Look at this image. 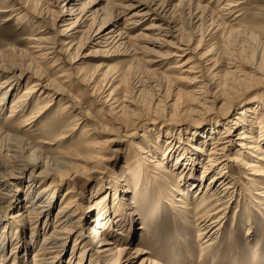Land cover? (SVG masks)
<instances>
[{
	"label": "bare ground",
	"instance_id": "bare-ground-1",
	"mask_svg": "<svg viewBox=\"0 0 264 264\" xmlns=\"http://www.w3.org/2000/svg\"><path fill=\"white\" fill-rule=\"evenodd\" d=\"M33 1L34 0L17 1L13 4L15 7L13 6L14 8H12L19 9V11L22 12L18 14V17L26 13L36 15L29 11L28 8L29 3ZM49 4L57 6L58 8L56 7L57 9L53 13L50 8L42 9L45 10L44 16L46 17L41 19L44 23V28L38 32L32 33L29 37L30 44L28 47L31 49L29 51L31 53L28 66L30 68L26 67V70H20V73L17 74V77L26 76L29 80L32 79V81L26 83V87L22 94L11 102V105L14 106H12L13 109H11V112L7 116V118H10V121L6 127L3 126L4 129L0 128L2 130H0V141L4 139L8 145L5 149V153L2 154V156L6 158L5 162L0 163V211L4 208L3 203L8 197H11V201L14 205L12 206L10 201L6 205L8 208L12 207L13 210H18L20 204L18 202H26V209L22 213H16L19 224L24 226V220L19 219L20 217L32 219V221L35 222L41 215L45 216L44 222L46 224L48 222L46 218L50 208L53 206L51 201L56 196L58 188L68 182L74 184L68 185L62 192L60 198L63 199V203L55 211L52 224L53 228L50 231L43 232V239L39 247L32 252V264H43L47 261H49L48 264L54 263L60 252V246L64 244L63 241L60 240L68 238L77 231L78 226L81 231L74 235L72 246H77L78 248L79 244L85 242V245L81 246V254L79 256L81 258L84 253L91 256L89 258L91 264H97L95 260L97 256H100L102 260L110 262L111 264H159V262L150 255L149 250L145 249L146 247L144 248L141 244L137 243L134 245L130 244L136 241H144L146 235V230L142 229V225H138L137 227L134 225L139 212L136 211L131 198L132 193L134 195V193L143 192L146 189L161 192V189H164V184H166L167 181L170 182L169 177L176 174L177 179L175 178L172 180L174 186L170 185V188L173 189L170 195H174L175 198L174 200L171 199L172 203H170V199L167 201L169 205H173L171 212L175 214L186 213L190 208L186 203L190 190H196L202 183L204 177H206L207 180L204 189H202L205 195L198 200L191 212V221H194L195 227H197L196 239L201 240L198 259H200L199 257L201 254L205 255L207 249L212 250L214 243L220 239L224 233L223 227L228 220L227 208L230 209L233 207L235 210H240V206L243 204V211L245 210L246 212H242L243 215H241V217L243 218L250 217V214L253 212H264V146L262 145L264 143V95L256 96L255 98L251 96L255 88L252 86L254 79L243 70H239L240 62L235 57H227L228 68L220 75L216 71L213 72L212 65H210H215L216 59L207 58V63L206 61L202 63L201 59L204 58V56L200 59L194 54L190 38L183 40L181 36H178L181 26L178 22V17L182 14H186L187 19L192 25L200 26L208 22L210 31L214 27H216V30L221 28L226 36L230 35L234 30L237 32L243 31V27H246V25L244 23L241 24L242 20L239 18V13H235L236 9L234 10L232 8L238 5L237 3L222 2L221 6L214 7L206 0H177L174 5L170 6L171 2H168V0L158 3L156 0H150L149 3L137 0L123 5L114 13L108 14V17H99V13L95 11L97 7L93 8V6L96 5L93 0L89 1L88 4H83L81 0H49ZM131 7H135V9L130 11ZM176 7L178 9H176ZM3 9L7 8H2V11H5ZM176 15L178 16L177 18ZM183 16L184 15H182V17ZM146 21L149 22L147 25H144ZM107 22L109 23L107 24ZM136 29L139 30L133 33L132 30ZM208 30L206 31L208 32ZM212 32L214 31L212 30ZM77 33H80L78 37ZM83 36L85 40L82 42ZM198 36H201L199 39L200 42L201 38L204 36V31H201ZM169 38L174 39L173 44H171L172 39L170 40ZM141 39L162 45H173V49H171L170 53L166 56H171L173 61L167 62L166 67L163 68L165 72L159 69L161 68L160 65H158L161 62V56H159V59L156 57L143 58L147 63L152 65L156 64L157 66L153 68L156 71H154L160 73L165 79L166 76H168L172 79V82L175 81L176 83L181 82L185 84V88L187 89L178 88L175 91L177 94H173L175 96H171L170 100H168L169 98L167 99L169 103L166 104V106L169 105L170 110L178 109L181 113L190 115L189 117H195L201 113L202 116L197 120L188 123V125L197 126L196 128L191 130L183 129L186 120H176L175 117H165L163 121L164 124L169 126L173 125V127L176 125L178 129H170V127L162 128V132L165 133V140H163L165 146L157 148L160 152V155H158L140 140L148 129L141 126V124H137L140 121L139 119L134 121L136 123L133 126L132 124L134 122L130 125H126L124 121H121L122 126L119 127L120 131L108 129V133L104 135L103 138L95 140L83 138L85 142L82 146V152L79 155L72 154L70 156L72 159L80 160L82 164V166L80 164V167H75L74 171L66 166L67 163L62 158L64 157V151L62 150H57L59 154L52 159L54 160L53 164L56 166L54 168H46L43 167V165L39 166L41 164L40 155L42 154L38 155L32 161L24 163L14 162L13 160L17 161L16 158L14 159L11 157L9 159V155L16 156L14 153L22 148L15 149L11 146L22 144V146L25 147L24 142L27 141L23 137L18 136V134L16 135V133L18 131H23V134H27L31 131L30 129L34 126V123L43 113L48 112L51 107L50 101L52 99L39 104L38 101L40 98L37 96V99H35L33 105H31V110L26 114V109L28 107L26 101L30 99V95L39 92L42 95L41 98L46 96L52 98L53 94L57 93V95L53 97L55 99L60 95H64L62 94L63 87L59 83H66L69 81L68 79L74 71L72 68H75V70L77 69L76 65L72 63L75 60H68L69 68L62 67L55 76L57 80H54L53 78L45 77L42 68L37 62L51 60L49 67H59L61 61H66L63 57L64 54L70 50H76L79 45L83 43L95 46L97 49L129 44L133 45L132 47L135 50H142L145 46L136 43L137 40ZM33 63L35 64L34 67L31 66ZM22 64L24 65V63ZM25 66H27V64ZM9 69L10 68H7V70ZM254 72L259 74V76L255 74L254 78H257L258 82L261 80L264 82V70L255 68ZM12 75H14V72ZM10 81L9 77L0 81V83H2V86H0L2 87L1 90L3 89L0 95L1 109L5 103V95H7L6 98L8 99L10 96L14 95L13 93H15L16 90V88L12 87ZM67 85H70V83L67 82ZM115 88L116 87H114L111 92H108V96L102 95L100 98L103 99V102L113 99L110 105L116 102V105L112 107H119L118 110L122 113L125 110V105L118 101V97L113 94L111 95ZM95 91H97V89L93 87L91 93ZM224 93H226V98L221 99ZM182 96L184 98L188 97L190 107H186L184 104L178 102ZM249 96L252 98L247 101ZM229 98H231L230 104L228 103ZM243 98L245 99L242 102L246 103L236 109L235 112H231L233 111L230 110L232 104ZM64 101L61 107L64 112L67 113L77 110L78 115H81V117L79 118L74 115L76 118L72 119L71 123H67L65 127L59 130L57 135L52 134V136H49L43 143L52 145L57 142L59 145L63 140L72 135L76 129L83 126L84 130H81V136L89 135L86 134L89 130L91 131V136L100 132L97 127L99 125L95 119L89 117L86 111L79 106V103L82 102L74 99V97ZM218 101L221 102L217 109L220 110L221 108L223 111L212 112L217 115L218 119H215V121L211 123L214 127H211L212 129L207 131L205 126L201 127L199 124L206 121V118L212 114H207L205 112L206 109L215 106ZM16 111L17 114H14ZM14 115L15 117H13ZM81 118L82 120H80ZM89 121L92 122V124H87ZM119 122L120 121H116L117 124ZM227 122L231 123V125H228ZM57 126L58 124L48 125L45 133L54 132L58 128ZM100 127L101 129H107L106 125H101ZM181 127L182 129H180ZM236 127L240 129L238 132L239 135L236 137L237 141L233 140L234 131L232 130V128ZM42 128L44 127L42 126ZM138 129H140V132L137 131ZM214 131H216L215 134ZM38 135H43V133ZM157 135L159 136V132ZM208 137H210L211 140L208 143L209 146L207 150H204V145ZM128 138H130V147L132 151L141 154L144 158L143 163L145 164L136 160H128V158L124 156L121 163L118 164L113 162L116 153L117 155L123 153L122 146H124V144L122 142L118 143V139ZM33 142L34 144L37 143V146H41L38 145V143L42 144L39 140H34ZM30 143L31 141H27L26 146L28 147ZM198 147H201L199 151L203 152L207 158V166L204 165L203 170H201L202 172L205 171L203 176L202 174H196L193 169L196 164L198 154H196V148ZM10 150L12 154L8 153ZM34 150L38 153L41 151L39 147H35ZM170 156L173 157L175 161L173 167L170 166V164L168 165ZM108 163L112 164L106 167L109 168L108 170L110 172L106 181L111 182L103 180L99 185L100 188L105 187V189L101 188V191L100 189L96 191L95 189L97 187L90 188L85 190L88 191L87 195H85V191L82 189L76 190L75 182L79 176L84 174L90 175V173L97 171V166L101 164L107 166ZM31 165L33 168L30 171L31 178L29 180L30 182L27 184L28 187H33L42 181L44 182L43 186L37 190L38 196L36 200L33 199V197H28L27 189L24 191V195L18 199L19 184L13 185L14 187L12 189H1V187H3L2 185H4L2 184L3 180L18 179L25 170L29 169L28 166ZM208 165L211 168L209 167L208 169ZM37 166L42 168L34 174V168ZM120 168L126 169V172L128 168L131 169L130 176L134 174L131 177V181L128 179L129 177L122 178L124 174H122L123 169ZM1 169H3L4 174ZM233 170L234 173H231ZM147 171H151L148 177H146ZM242 174L244 176H241ZM36 177L37 179H35ZM100 178L102 177L100 176ZM73 193H77L79 197L84 198L85 205H81V208L79 202H75L76 199ZM44 195L46 198L42 200ZM109 200H111L110 204ZM31 201L32 203L30 204ZM150 201L152 200L150 199ZM160 204L161 202H159V206ZM92 211H94L93 214ZM232 215H235V211ZM82 217H85V223L88 224L86 234L82 231L84 228L79 224ZM4 220H6V218L2 217V214H0V223ZM31 223L32 222L29 224ZM45 224H43V226ZM114 226H116V228ZM109 227L111 230L106 231L105 235H103V231L105 229L107 230ZM125 229L128 231V242H123L112 234V230L117 231V233H123ZM42 230H44V228H42ZM244 230L246 232L245 247L252 246V243L255 242V237L250 238L252 232L250 225H247ZM4 231L6 230H4L3 227L0 234L2 235V241H4L5 237ZM17 232L18 229H15L13 233H10L12 237L8 241H14L10 243L12 245L20 242V237L16 235ZM33 233L34 230L31 229L29 240H25V243L21 240L20 246H22V244L24 245V251H27V249L31 247L30 245L32 244V238L34 236ZM7 236L9 237V235ZM90 237L94 239L91 241ZM90 243L93 245V252H90L91 249L87 246ZM20 248L21 247H19V249ZM11 252H14V250H11ZM146 252L147 254H145ZM215 254L217 253L211 251L209 255L214 257L213 255ZM249 261H251L252 264H257L256 261H258V259L254 261L251 257ZM0 264H3L1 255Z\"/></svg>",
	"mask_w": 264,
	"mask_h": 264
},
{
	"label": "rangeland",
	"instance_id": "rangeland-1",
	"mask_svg": "<svg viewBox=\"0 0 264 264\" xmlns=\"http://www.w3.org/2000/svg\"><path fill=\"white\" fill-rule=\"evenodd\" d=\"M17 1H26V0H0V8H1L0 9V81L9 77V79L11 80L10 82L12 87L16 88L15 93H13L14 94L13 96H10L7 99L6 98L7 95H5L4 98L5 103L3 104L2 109L0 107V128L2 129H4L3 126L6 127V125L10 121V118H7V116L11 112V109H13L12 106H14L11 105V102L17 96L22 94L23 90L26 87V83L32 81V79L29 80L26 76L17 77V74L20 73L19 72L20 70H26V67L30 68L28 66L29 65L28 62L30 58L29 56L31 53L29 52L31 49L28 47L30 44L29 37L32 33L38 32L39 30H42L44 28L43 27L44 23L41 19L46 17L44 16L45 10L42 9L50 8L52 9V13H53L58 8L57 6H53L49 4V0H34L33 2L29 3L28 8L29 11L33 12L36 15H33L31 13H26L18 17V14H21L22 12H20L19 9H13L15 7V5L13 4ZM81 1H83V4H88L89 1L91 0H81ZM135 1L137 0H95V1L93 0V2L96 3V5H94L93 8L97 7L95 11L99 13V17H108L109 16L108 14L114 13L123 5ZM140 1L145 3L150 2V0H140ZM156 1L158 3L166 0H156ZM169 1L171 2L170 6L174 5L177 2V0H168V2ZM206 1L214 7L221 6L222 2L237 3L238 5L232 8L234 10L236 9L235 13H239L240 16L239 18H241L242 20L241 24L244 23L246 27L241 26L244 28L243 31L237 32L236 30H234L230 35L226 36V34L222 32L223 29L221 28L216 30V27H214L210 31L208 22H205L203 25L200 26L192 25L187 19L186 14H182L184 15L183 17L185 18H183L182 15H179V17L176 15V18L178 17V22L181 25L178 36L179 37L181 36L183 40L190 38L191 47L194 54L200 59L204 56V58L201 59L202 63H204L205 61L207 63L206 60L207 58L216 59L217 64L215 63V65L213 64L210 65H212L213 72L216 71L220 75L228 68L227 57H231V56L235 57L240 62L239 70L240 71L243 70L247 75H249L254 79L252 82V86L253 88L254 87L255 88H254V93H252L251 96H254L253 98H255L256 96H263L264 82L263 80L258 82L257 78L256 79L254 78L255 74L259 76L258 73L254 72V69L261 68L264 70V0H242V1L241 0H206ZM2 8H7V9H3L5 11H2ZM134 9L135 7H131L130 11H133ZM176 9L178 8L176 7ZM148 22L149 21H146L144 25L145 24L147 25ZM182 22L184 25L182 24ZM108 23L109 22H107V24ZM138 30L139 29L132 30V32L134 33ZM206 30H208V32ZM212 30L214 32H212ZM199 31L200 32L204 31V36L203 38H201L200 42L199 39L201 36H198L200 34ZM79 35L80 33H77V37ZM82 38L83 39L81 40L80 37V40L83 42L85 38L84 36ZM169 39L170 40L172 39L171 44H173L174 39L173 38H169ZM136 43H138V45L145 46V48H143L144 50L143 49L142 50L139 49L140 51L135 50L132 47L133 45H129V44L127 45L124 44L123 46L114 45L107 48L97 49V47L95 46H91L89 44L83 43L79 45V47L76 50L73 51L70 50L69 52L64 54L63 57L64 60L66 61H61L59 67L57 66L58 68L49 67L51 60L37 62L42 68L45 77L53 78L54 80H57L55 76L59 73V70L62 67L69 68L68 62L70 60H75L72 63L76 65L77 69L75 70V68H72L74 71L71 73L68 79L69 81H67L70 83V85H67V82L66 83L58 82L63 87L62 94L64 95H60L56 99L53 97L57 95V93H54L52 98L49 96L41 98L42 95L39 92L30 95V99L26 101V103H28L26 114L31 110L32 108L31 105H33L34 100L37 99V96H39L40 98L38 101L39 104L43 102H47L49 99H52L50 101L51 107L49 108L48 112L42 114V116L34 123V126L30 129L31 131H29L28 133L26 132L27 134H23V131L22 132L18 131L16 133V135L18 134V136L23 137L28 142L31 141V143L28 145V147L26 146L27 141L24 142L25 147L22 146V144H17L18 145V146L16 145L17 147L11 146L14 147L15 149L16 148L20 149V147H22L23 149L21 148V150L14 153L16 156L9 155L10 156V157L8 156L9 159L11 157L14 159L16 158L18 162L13 160L14 162L24 163L27 161L28 162L32 161L38 155L42 154L40 155L41 164L39 166L43 165V167L46 168H54L56 166L53 164L54 160L52 159L53 157H56L59 154L57 150H62L64 151L63 154L64 157L62 158L63 160L66 161L67 163L66 166L69 167V169H72V171H74L75 167H80L81 161L72 159L70 156L72 154L79 155L82 152V146L85 142V139L83 138H89L95 140V139L103 138V136L106 135L109 130L120 131L119 127L122 126L121 121H124L126 125H130L132 122L139 119L140 121L137 124L138 125L141 124V126L148 129V131H146V134H144L145 137L142 136L140 140L143 142L144 145L149 146L152 149V151L156 152L158 155H160V152L157 150V148L158 147L162 148L165 146L163 142V140H165V133L162 132V128L170 127V129H174V128L178 129L176 125H174L173 127V125L169 126L167 124H164L163 121L165 117L166 118L175 117L176 120L179 119L186 120V122L184 123L185 127L183 126L184 127L183 129L191 130L193 128H196L197 126L188 125V123L197 120L200 116H202L201 113L198 114V116L189 117L190 115L181 113L180 110L178 109L170 110L169 109L170 106L169 105L166 106V104L169 103L167 99L169 98L168 100H170L171 96L174 97L177 94L175 93V91L178 88H184L185 90L187 89L185 88V84L181 82L176 83L175 81L172 82V79L168 76H166L165 79L164 77L161 76L160 73L155 72L156 70L153 69L155 68V66H157L156 64L152 65L145 61V59L150 57H156L159 59V56H161V62L158 65H160L161 67L159 69H162V71H164L163 68L166 67L167 62L173 61V58L171 56L166 57L170 53L171 49H173V45H169V44L162 45V44L147 42L143 39L137 40ZM140 57L142 58L144 57L145 59L144 58L142 59ZM20 62L24 63V65ZM26 64L27 66H25ZM34 65H35L34 63L31 64V66L33 67ZM7 68L10 69L7 70ZM13 72L14 75H12ZM0 86H2V83H0ZM93 87L97 89V91L91 93ZM114 87L116 88L114 91H112L113 93H111V95L113 94L114 96L118 97V101L123 105H125V110L122 113L121 111L118 110L119 107H112L113 105H116V102H113V104L110 105V102H112L113 99H110L107 102H103L102 101L103 99L100 98L102 95L106 96L108 92L109 91L111 92V90ZM1 88L2 87H0V95L2 94V90H3V89L1 90ZM251 96H249L247 101H249L252 98ZM73 97L74 99H77L79 102H82L79 103V106L82 107L84 111H86L89 117L95 119V121L99 125L97 127L100 130V132L95 134L94 136H91L90 135L91 131L89 130L86 133L89 135L81 136L80 132L81 130H84L83 129L84 126H83L76 129L72 133V135H70L67 139L63 140L59 145L57 142L52 145H47L43 143L49 136H52V134L57 135V133L61 128L65 127L67 123L69 122L71 123L72 119L76 117L79 118L81 117V115H78L77 110L69 111L66 113L61 108L63 103L65 102L64 100ZM224 98H226V93H224L221 99ZM244 99L245 98L238 100L236 103H233L232 107L230 108V110H233L231 112H235L236 109L243 106V104L246 103V102H242ZM178 102L184 104V106L186 107H190V104L188 103V97L184 98L182 96L180 97ZM220 102L221 101H218L215 106L206 109L205 112L207 114H211L214 111H219V112L223 111L221 110V108L220 110L217 109ZM230 102H231V98L228 99L229 104ZM14 114H17V111ZM74 115H76V117H74ZM13 117H15V115ZM206 119L207 120L199 124V126L201 127L205 126L207 131H209L214 127L213 125H211V123L214 122L215 119H218V117L217 115L212 113ZM80 120H82V118ZM149 120H153V121H149ZM116 121H120V122L117 124ZM56 123L58 124L57 126L58 128L54 132L51 131L53 133L49 132L48 134H46L45 133V130H47L46 127L50 124L57 125ZM135 123L136 122H134L132 126ZM87 124L90 125L92 124V122L89 121ZM227 124L231 125V123L229 122H227ZM101 125H106L107 129H101L100 127ZM42 126L44 128H42ZM140 129H138L137 131L140 132ZM180 129H182V127ZM232 130L234 131L233 134L234 138L233 137L232 138L233 140L237 141L236 137L237 135H239L238 132L240 131V129L236 127V128H232ZM216 131H214V134L216 133ZM158 132H159V136L157 135ZM40 133H43V135H38ZM34 140H39L40 142H42V144L38 143V145L41 146H37V143L34 144L33 142ZM210 140H211L210 137L206 139L204 150H207V147L209 146L208 143ZM117 142L118 143L122 142L124 146H122L123 153H120L118 155L117 153L115 154L116 157L113 158L114 163H118V164L121 163V161H123V156H124L125 158H128V160L131 161L136 160L142 164H145L143 163L144 158L142 157V155L136 153L135 151H132L130 147L131 146L130 138L118 139ZM262 145L264 146V143ZM7 146L8 145L6 144L4 139H2L0 141V163L5 162L6 158L3 157L2 154L5 153V149ZM35 147H39L41 151L38 153L37 151L34 150ZM200 148L201 147L196 148L197 151L196 154L197 153L198 154L196 158V164L194 165L193 169L196 174L198 175L202 174L203 176L205 174L204 173L205 171L202 172L201 170H203L204 165L207 166L206 164L207 158L206 155L203 154V152L199 151ZM11 152L12 151L10 150L8 153L12 154ZM110 164L112 163H108L107 166L101 164L96 167L97 171L90 173V175L84 174L79 176L75 182L76 190L82 189L85 191L90 188H96V187H97L95 189L96 191L99 189L101 191V188L105 189V187L100 188L99 185L101 181L103 180L106 181V178H108L110 172L108 170L109 168L106 167H109ZM169 164L172 167L175 164L174 158L171 156L168 159V165ZM39 166L34 168V174H36L42 168ZM28 167L29 169L25 170L18 179L16 180L9 179L6 181L3 180L4 182L2 181V184L4 185H2L3 187H1V189L2 190L3 188L12 189L14 187L13 185L19 184L18 199H20L22 195H24V191H26L27 189L28 197L30 198L33 197V199L36 200L38 196L37 190L41 186H43L44 182L42 181L41 183L39 182L33 187L32 186L28 187L27 184L28 182H30L29 180L31 178L30 171L33 168V166L31 165ZM209 167L210 166L208 165V169ZM1 171L3 172V169H1ZM231 173H234V170ZM122 174H124L122 178L129 177L128 179H130V181H131V177L134 175L132 174V176H130L131 175L130 168L127 169V172L126 169H123ZM149 174H151V171L146 172V177H148ZM100 176L103 179L100 178ZM241 176L244 175L242 174ZM175 178L177 179V174L172 177H169L170 182L167 181V183L164 184V189H161V192L150 191L146 189L143 192L134 193V195L132 193L131 199L133 200V204L136 211L139 212L138 218L134 225L135 227H137L138 225H142L143 226L142 229L146 230L145 231L146 235L144 237L145 238L144 241L141 242L134 241L135 243H130L131 245L137 243V244H141V246H143L144 248L146 247L145 249L149 250L150 255L153 256V258H155L159 262V264H252L251 261H249L251 260V257L253 258L254 261L258 259V261H256L257 264H264V215H263L264 212L262 211H260V213L253 212L250 214V217L243 218L241 217V215H243L242 212L246 213L245 210L243 211V204L240 206V210H235V208L233 207H231L230 209L227 208L228 220L226 221V224L223 227L224 233L222 234L220 239H218L214 243V245L212 246V250L207 249L205 255L201 254L199 257L200 259H198L197 257L199 255V246L201 244L200 243L201 240L196 239L197 227H195L196 225L194 221L193 222L191 221L192 220L191 212L195 207L196 203L198 202V200L205 195L202 189H204L207 180L206 177H204L202 183L196 190L195 189L190 190L188 194V199H186V203L188 206H190V208L186 211V213L175 214L171 212V210L173 209L172 207L173 205L171 206L167 202L170 199V203H172L171 199L174 200L175 198L174 195L173 196L170 195V192L173 191V189L170 188V185L174 186V182H172V180ZM35 179H37V177ZM106 182H111V181H106ZM68 185H74V184L69 182L65 183V185H62V187H59L58 190L56 191V196L51 201L53 206L52 208H50L49 214L46 218L48 219V222L46 224L44 222L45 216L41 215L38 217L37 220H35V222H33L32 219L30 220L28 218L20 217L19 219L24 220V226H22L21 224H19L16 213L17 212L22 213L26 209L25 207L26 202L25 201L18 202L20 203L18 210H13L12 207L8 208V206L6 205L7 203H9V201L10 204L12 203L11 197L10 198L8 197V199L3 203L4 208L1 209L2 211H0L2 217L6 218V220L0 223V234H1V229L3 227L4 230H6L4 231L5 233L4 241L1 240L2 235H0V244H1L0 255L2 257L3 264H32V260H31L32 252L39 247L43 239V235H44L43 232L52 230L53 217L55 211L63 203V199H61L60 196L62 195V192L66 189ZM87 192L88 191H85V195H87ZM73 196H75L76 199L75 202L77 203L79 202L80 208L81 205L83 204L85 205L84 198L79 197L77 193H73ZM45 198L46 197L44 195L42 197V200H45ZM150 199L152 201H150ZM159 202H161L160 206H159ZM31 203L32 201L30 202V204ZM110 203L111 200H109V204ZM13 205L14 204L12 203V206ZM234 211H235V215H232ZM93 212L94 211H92V214ZM140 215L143 217H141ZM30 222L32 223L29 224ZM43 224L45 225L43 226ZM79 224L80 226H82V228H84L82 229V231L84 232V234H86L88 224L85 223V217H82L80 219ZM247 225H250L252 229L250 238L255 237V242L252 243V246L249 247H245L246 232L244 228ZM114 227L116 228V226ZM42 228H44V230H42ZM15 229H18L16 235L20 237L19 238L20 242H17V244L12 245L10 243H13L14 241H8V240L12 237V234L10 235V233L11 232L13 233ZM31 229L34 230L32 244L30 245L31 247L27 249V251H24L23 248L24 245L22 244V246H20L21 240L24 243L25 240H29V234ZM110 230H111L110 227L107 230L105 229L103 231V235H105L106 231H110ZM80 231L81 229L78 226L77 231L71 234L68 238L60 240L63 241L64 244L63 246H60V252L58 254V257L52 264H91L89 260L91 256L87 255L86 253H84L81 256V258L79 256L81 254L80 252L82 248L81 246L82 245L84 246L85 242L79 244L78 248L77 246H72L74 241V235L76 233H79ZM127 233H128L127 229H125L123 233H119V232L117 233V231L112 230V234L123 242H128L129 240ZM7 235H9V237ZM90 239L92 241L94 238L90 237ZM87 246L90 247L91 249L90 252H93L94 250L93 245L90 243ZM19 247L21 248L19 249ZM11 250H14V252H11ZM211 251L217 254L213 255L214 257H211L209 255ZM145 254H147V252ZM95 260L97 261V264H111L110 262L102 260L100 256H97ZM48 262L49 261L43 264H48Z\"/></svg>",
	"mask_w": 264,
	"mask_h": 264
}]
</instances>
